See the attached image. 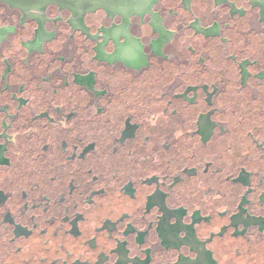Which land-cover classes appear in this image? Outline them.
Masks as SVG:
<instances>
[{
	"label": "flooded vegetation",
	"instance_id": "flooded-vegetation-1",
	"mask_svg": "<svg viewBox=\"0 0 264 264\" xmlns=\"http://www.w3.org/2000/svg\"><path fill=\"white\" fill-rule=\"evenodd\" d=\"M0 0V264H264V0Z\"/></svg>",
	"mask_w": 264,
	"mask_h": 264
},
{
	"label": "water",
	"instance_id": "water-1",
	"mask_svg": "<svg viewBox=\"0 0 264 264\" xmlns=\"http://www.w3.org/2000/svg\"><path fill=\"white\" fill-rule=\"evenodd\" d=\"M107 1H111V0H102V4H105V2H107Z\"/></svg>",
	"mask_w": 264,
	"mask_h": 264
}]
</instances>
